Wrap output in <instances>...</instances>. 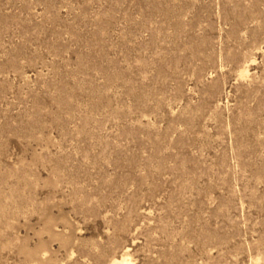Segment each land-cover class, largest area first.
<instances>
[{"label": "rangeland", "instance_id": "obj_1", "mask_svg": "<svg viewBox=\"0 0 264 264\" xmlns=\"http://www.w3.org/2000/svg\"><path fill=\"white\" fill-rule=\"evenodd\" d=\"M127 249L264 264V0H0V264Z\"/></svg>", "mask_w": 264, "mask_h": 264}, {"label": "bare ground", "instance_id": "obj_2", "mask_svg": "<svg viewBox=\"0 0 264 264\" xmlns=\"http://www.w3.org/2000/svg\"><path fill=\"white\" fill-rule=\"evenodd\" d=\"M246 72L247 69L243 71V74H245ZM107 264H134V262L133 259L129 256V252L127 249L125 252L121 254V256L113 257Z\"/></svg>", "mask_w": 264, "mask_h": 264}]
</instances>
